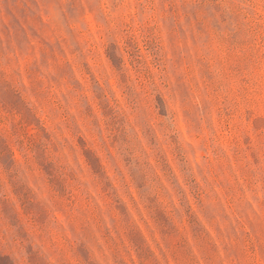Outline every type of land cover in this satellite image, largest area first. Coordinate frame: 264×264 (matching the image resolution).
I'll return each instance as SVG.
<instances>
[{
    "label": "rangeland",
    "instance_id": "1",
    "mask_svg": "<svg viewBox=\"0 0 264 264\" xmlns=\"http://www.w3.org/2000/svg\"><path fill=\"white\" fill-rule=\"evenodd\" d=\"M0 253L264 264V0H0Z\"/></svg>",
    "mask_w": 264,
    "mask_h": 264
},
{
    "label": "trees",
    "instance_id": "2",
    "mask_svg": "<svg viewBox=\"0 0 264 264\" xmlns=\"http://www.w3.org/2000/svg\"><path fill=\"white\" fill-rule=\"evenodd\" d=\"M94 161L96 162L95 164L99 165L100 168L102 167L99 164V159L97 157H95ZM0 264H13V262L9 255L0 253Z\"/></svg>",
    "mask_w": 264,
    "mask_h": 264
}]
</instances>
